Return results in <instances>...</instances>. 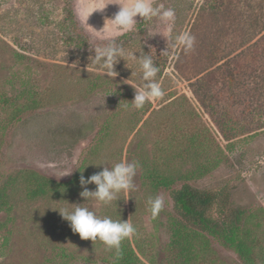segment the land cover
Returning a JSON list of instances; mask_svg holds the SVG:
<instances>
[{"label": "rangeland", "instance_id": "374dc122", "mask_svg": "<svg viewBox=\"0 0 264 264\" xmlns=\"http://www.w3.org/2000/svg\"><path fill=\"white\" fill-rule=\"evenodd\" d=\"M117 2L0 0V186L24 170L69 181L85 161V178L122 159L140 164L136 191L127 201L121 193L111 207L85 200L83 188L64 200H28L19 183L13 205L0 209V264H113V250L82 239L54 210L71 203L130 218L137 231L124 241L142 263L184 264L169 250L170 189L186 181L228 183L234 203L255 210L249 226L256 262L264 264V0H152L176 10L175 33L196 36L193 51L172 47L170 38L163 54L166 38L148 33L164 27L137 16L135 29L123 32L111 21ZM109 40L153 57L164 97L134 107L136 60L129 68L121 58L114 78L90 64L92 46ZM105 160L110 164H93ZM150 174L173 182L156 186ZM157 195L164 207L153 218L148 197ZM209 242V249L194 242L193 264H245L218 240Z\"/></svg>", "mask_w": 264, "mask_h": 264}, {"label": "clouds", "instance_id": "9594fccd", "mask_svg": "<svg viewBox=\"0 0 264 264\" xmlns=\"http://www.w3.org/2000/svg\"><path fill=\"white\" fill-rule=\"evenodd\" d=\"M119 5L118 12L111 18V21L123 32H130L135 29L137 24L136 17L139 16L145 21H153L154 19L164 27L165 31L149 32L148 36L162 34L167 40V48L162 52L169 50V39L173 41L172 47L183 48L185 52L193 51L196 44V36L190 31L174 32V24L176 20V10L171 7H165L163 4L154 5L152 0H121L117 2ZM103 34L110 36L106 24L101 29ZM95 55L90 57L91 63L96 64L104 70V74L110 78L118 75L115 71V65L121 58L128 61L131 58L139 63L141 86L135 88V95L132 103L135 108L142 109L146 103L165 96L166 91L161 82L157 79L160 72L158 64L151 55L143 52V48H137L134 51H127L123 45L117 44L115 40L103 45L92 46ZM139 50L140 56L135 53ZM89 64V65H90ZM88 65V71H89ZM131 68V67H129ZM133 74V72H132ZM131 84V83H130ZM97 166L110 164L105 160L100 163H93ZM140 167L138 161H128L122 159L120 162L105 166L101 171L85 178L80 177V184L83 191L80 193L85 200H96L105 207H111L113 201L121 199V193L124 194L123 199L127 201L131 197V192L136 191L134 182L137 170ZM95 184V190H89L87 185ZM148 203L153 218H156L163 210L164 199L157 195L149 196ZM74 207L68 208H52L58 210L62 218L69 222L74 233H78L82 239H91L94 243L99 240L106 245L108 250H114L117 259L122 257V242L130 239L136 233L137 229L131 222L130 218L124 220L122 218L114 219L111 215H99L84 203H71ZM49 208V207H48Z\"/></svg>", "mask_w": 264, "mask_h": 264}, {"label": "trees", "instance_id": "16d2710c", "mask_svg": "<svg viewBox=\"0 0 264 264\" xmlns=\"http://www.w3.org/2000/svg\"><path fill=\"white\" fill-rule=\"evenodd\" d=\"M25 108L27 106L23 105L16 111L20 112ZM106 125L108 129L109 124ZM104 130L101 127L99 134ZM89 169V161H85L69 181H57L34 170L21 171L6 185L0 186V209L13 205V188L16 189L19 183L28 200L72 198L82 191L80 177H85ZM152 174L150 177H153L156 186L170 187L173 182L168 176L156 177ZM170 196L174 213L170 222L169 250L171 253L176 251V259L181 258L184 264H193V255H196L194 242L200 240L209 249V238L212 237L225 248L234 251L245 264H258L255 257L258 242L252 237L249 226L255 210L237 206L233 199V188L228 183L202 188L186 181L171 188ZM121 247L123 254L119 259L112 251L113 264H144L129 242L123 241Z\"/></svg>", "mask_w": 264, "mask_h": 264}]
</instances>
